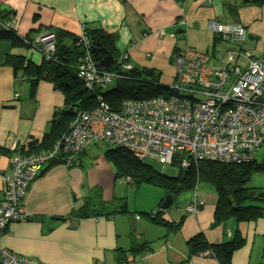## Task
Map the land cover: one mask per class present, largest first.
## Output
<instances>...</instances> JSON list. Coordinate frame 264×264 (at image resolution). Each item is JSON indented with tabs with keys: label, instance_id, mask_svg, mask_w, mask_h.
Segmentation results:
<instances>
[{
	"label": "crops",
	"instance_id": "0c3cea01",
	"mask_svg": "<svg viewBox=\"0 0 264 264\" xmlns=\"http://www.w3.org/2000/svg\"><path fill=\"white\" fill-rule=\"evenodd\" d=\"M0 9L8 10L7 21L17 18L15 30L20 36L56 28L78 35L81 26L102 27L116 35L117 48L128 53L134 66L159 72L164 85L174 77L176 51L192 47L217 53L229 47L220 42L213 23L244 25L247 41L258 53L252 55L264 54V4L252 0H0ZM7 53L21 56L24 63L41 62V54L34 48L22 44L11 47L9 41L0 40V202L7 189L4 177L11 172L10 145L16 142L22 149L41 139L64 103L63 94L45 81H40L33 93L22 70L15 72L8 65ZM99 145L90 144L76 166L44 167L23 199L30 218L7 226L1 238L3 246L26 258L28 264H117L118 250L144 243H149L150 251L127 253L123 264H220L209 253L189 258L187 242L202 234L215 245L233 239L238 232L245 241L234 251L231 264H262L264 217L213 226L217 195L209 187L182 192L162 212L161 219L179 225L177 229L154 224L144 214L160 209L164 199L161 191L156 201L140 208L131 206L128 196L127 214L71 216L95 188L101 189L104 201L123 197L115 192L112 167L94 155L100 151ZM260 157L263 159L264 153ZM89 158L93 159L88 167ZM196 200L203 204L195 213L187 211Z\"/></svg>",
	"mask_w": 264,
	"mask_h": 264
},
{
	"label": "built area",
	"instance_id": "2783aa9c",
	"mask_svg": "<svg viewBox=\"0 0 264 264\" xmlns=\"http://www.w3.org/2000/svg\"><path fill=\"white\" fill-rule=\"evenodd\" d=\"M12 17L3 28L15 29ZM220 42L230 46L223 52H201L186 47L174 56V77L167 86L171 94L122 100L113 109L101 98L88 110H81L69 132L47 153L24 154L16 142L10 145V174L4 177L6 192L0 202V264H28V260L1 243L7 226L30 218L23 199L41 167L52 161L78 165L75 155L87 145L108 142L128 148L140 160L180 169L201 160L249 161L264 146V55L242 51L246 27L239 23H213ZM83 54L75 66L86 85L106 87L122 80L133 68L127 52H121L114 70L100 69L92 52L86 28L78 34ZM29 42L49 59L54 35H31ZM245 60V61H243ZM203 204L196 200L188 211Z\"/></svg>",
	"mask_w": 264,
	"mask_h": 264
},
{
	"label": "trees",
	"instance_id": "16d2710c",
	"mask_svg": "<svg viewBox=\"0 0 264 264\" xmlns=\"http://www.w3.org/2000/svg\"><path fill=\"white\" fill-rule=\"evenodd\" d=\"M252 2L257 5L264 4V0H252ZM8 13V10L0 9V18L3 19L0 23V40L9 41L11 47H14L15 44H22L28 49L32 48L29 38L33 34L20 36L13 28L10 30L3 28V25H6L10 20L8 19L7 21ZM87 31L93 48H102L114 58L121 53L116 46L115 34L108 32L102 27L87 28ZM48 32L53 33L55 45V51L49 59L45 55H41V62L34 64L27 60L24 63L21 56L12 53H7L6 57L8 65H11L15 72L22 70L23 76L27 77L33 93L37 84L40 81H45L51 83L64 96L63 106L54 113L50 131L41 139L32 140L27 145L22 146V149H18L20 153L31 154L38 152L43 154L49 152L54 148L56 142L69 132L77 113L81 110L94 108L98 104L99 98L117 110L120 108L122 100L171 94L167 86L160 82L159 72L150 71L149 76H145V70L133 64V68L125 74L122 80L113 82L115 83L113 88L109 87L113 83L103 88L88 87L75 69L83 54L78 35L60 28L52 29ZM93 56L97 60V58H103L105 54L99 52L96 55L93 54ZM97 65L104 70L117 69L116 65L107 67L99 62ZM105 88H108V90H105ZM101 144L105 146V159L114 168L115 180L125 177L127 183L134 182L136 185L142 182L150 183L159 186L163 189L165 196L169 194L172 199L184 191L196 189L200 186L212 189L217 195L213 226L226 223L229 220L244 223L264 217V188L250 185V180L255 172L260 170L264 172V158L259 161L256 158L257 153L249 161L201 160L192 163L186 169H180V166L174 163L176 161H173L169 166L176 167L177 173L176 175H166L155 169L154 165L146 160L138 159L126 147L109 144L108 142H102ZM262 148L264 149V146ZM1 151L3 152V150ZM83 152L84 150L75 155L78 164L80 163L79 156ZM51 164L64 163L59 160L46 163L41 167L36 177L42 173L47 167L46 165ZM164 210H150L144 214L154 224H162L169 229H177L179 225H174L161 219L160 215ZM127 213H129V209L125 198L115 197L110 201H104L101 189L95 188L92 195L86 197L83 206L73 211L71 216L108 217ZM244 241V238L237 232L233 239L214 245L209 244L202 234H196L187 242L189 258L209 253L210 256L217 258L220 264H231L234 251L241 248L244 245ZM148 244L137 245L127 251L118 250L116 256L117 264H123L127 261V253L131 252L134 254L150 251ZM262 264H264V259Z\"/></svg>",
	"mask_w": 264,
	"mask_h": 264
},
{
	"label": "rangeland",
	"instance_id": "374dc122",
	"mask_svg": "<svg viewBox=\"0 0 264 264\" xmlns=\"http://www.w3.org/2000/svg\"><path fill=\"white\" fill-rule=\"evenodd\" d=\"M251 46H252L251 43H249V41L246 40L244 43H242L240 45V48L244 52L248 51L250 54H258L254 48L253 49L251 48ZM247 49H249V50H247ZM243 61H245V60H243ZM113 86H115V83L111 84L109 87L113 88ZM105 90H108V88H105ZM88 146L89 145H87L84 148V150ZM99 147H100L99 148L100 151L96 150L94 155L95 156L99 155L101 158L103 157L104 161L112 167L111 163L108 162L104 157L105 146L100 143ZM260 150H262V151H260ZM258 151L260 152V153L257 152V153H259V156H258L259 161H262L263 159L260 156L262 153H264L263 152L264 149L261 148ZM92 159L93 158H89L90 161L88 163V167H89V164H92ZM146 161L151 163L152 165H154L155 169L161 171L162 173H165L166 175H176V173H177V168L174 166L162 165L156 161H150V160H146ZM112 169L114 171L113 167H112ZM125 179H126L125 177H122L121 179L115 180V185H116L115 192H118V194L123 196V198L125 197L127 201H128L127 197L130 196L129 201H130L131 206H137L139 208H140V206H149L150 204H152V202L157 200V192L158 191H161L162 195H164V198H165V193H164L163 189H161L159 186H156V185H153L150 183H144V182L140 183L139 185H136L134 182L127 183ZM30 185H29V187H30ZM250 185L257 187V188L258 187L264 188V172L262 170L257 171L253 174V176L250 180ZM29 187H28V189H29ZM188 207H189V205H188ZM188 207H187V211H188ZM191 213H193V212H191Z\"/></svg>",
	"mask_w": 264,
	"mask_h": 264
},
{
	"label": "water",
	"instance_id": "95a60500",
	"mask_svg": "<svg viewBox=\"0 0 264 264\" xmlns=\"http://www.w3.org/2000/svg\"><path fill=\"white\" fill-rule=\"evenodd\" d=\"M93 54H98L99 52H102L105 54V56L103 58H97V61L104 66L110 67L115 63L114 57L112 55H110L109 53H107L104 49L96 47L92 49ZM150 74V69H146L145 70V76H149ZM172 197L171 195L167 194L162 202V204L160 205V209H167L171 202H172Z\"/></svg>",
	"mask_w": 264,
	"mask_h": 264
},
{
	"label": "clouds",
	"instance_id": "9594fccd",
	"mask_svg": "<svg viewBox=\"0 0 264 264\" xmlns=\"http://www.w3.org/2000/svg\"><path fill=\"white\" fill-rule=\"evenodd\" d=\"M36 35V34H35Z\"/></svg>",
	"mask_w": 264,
	"mask_h": 264
}]
</instances>
